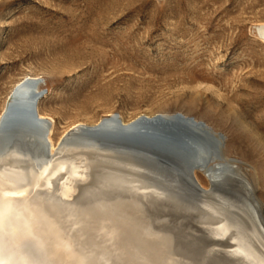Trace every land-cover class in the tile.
<instances>
[{
    "label": "rangeland",
    "instance_id": "rangeland-1",
    "mask_svg": "<svg viewBox=\"0 0 264 264\" xmlns=\"http://www.w3.org/2000/svg\"><path fill=\"white\" fill-rule=\"evenodd\" d=\"M262 21L264 0H0V103L26 73L45 79L42 105L57 137L74 121L111 112L204 121L220 139L214 163L233 166L204 197L159 183L170 195L159 205L185 213L187 226L209 220L205 204L249 226L253 197L241 194L240 173L250 167L264 216V41L255 27ZM235 112L262 144L252 149L235 136Z\"/></svg>",
    "mask_w": 264,
    "mask_h": 264
},
{
    "label": "bare ground",
    "instance_id": "bare-ground-1",
    "mask_svg": "<svg viewBox=\"0 0 264 264\" xmlns=\"http://www.w3.org/2000/svg\"><path fill=\"white\" fill-rule=\"evenodd\" d=\"M255 27L264 41V21ZM4 58L0 52V63ZM44 85L43 77L25 73L0 103V264H264V216L250 182L253 167L240 173L239 192L253 197L249 226L236 214L220 217L210 204L209 220L187 226L185 213L159 205L170 199L159 182L144 179L134 162L105 145L103 136L119 135L139 117L155 114L125 120L111 112L74 121L57 137L56 121L42 105ZM174 114L173 121H184L212 143V151L185 171V183L204 197L223 184L224 170L233 165L214 163L222 158L220 139L206 122ZM231 121L235 136L252 149L263 143L238 112ZM197 172L211 186L202 185ZM187 235L201 245L194 259L182 247Z\"/></svg>",
    "mask_w": 264,
    "mask_h": 264
},
{
    "label": "water",
    "instance_id": "water-1",
    "mask_svg": "<svg viewBox=\"0 0 264 264\" xmlns=\"http://www.w3.org/2000/svg\"><path fill=\"white\" fill-rule=\"evenodd\" d=\"M178 116L179 114H157L150 118L141 116L124 127L121 134L103 138L106 139L105 145L111 147L113 153L134 162L144 179L167 183L196 198L199 196L197 192L185 183V171L199 162L202 153L212 151L213 147L207 138L186 127L184 121H173ZM10 195L14 196L15 193L10 192ZM221 212L226 214L222 209ZM226 215L232 217L230 214ZM187 236L182 247L194 259L200 256L201 245L197 236Z\"/></svg>",
    "mask_w": 264,
    "mask_h": 264
}]
</instances>
